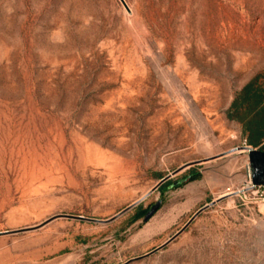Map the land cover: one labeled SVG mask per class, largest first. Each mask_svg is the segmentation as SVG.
Wrapping results in <instances>:
<instances>
[{"label": "rangeland", "instance_id": "obj_1", "mask_svg": "<svg viewBox=\"0 0 264 264\" xmlns=\"http://www.w3.org/2000/svg\"><path fill=\"white\" fill-rule=\"evenodd\" d=\"M125 1L0 0V230L24 228L0 264H125L228 189L126 264H264L227 113L264 73V0ZM197 160L112 221L53 218H109Z\"/></svg>", "mask_w": 264, "mask_h": 264}, {"label": "water", "instance_id": "obj_2", "mask_svg": "<svg viewBox=\"0 0 264 264\" xmlns=\"http://www.w3.org/2000/svg\"><path fill=\"white\" fill-rule=\"evenodd\" d=\"M123 3L126 4L125 0H122ZM238 149H244L249 157V162H250V173H251V178L254 184H264V149H260L258 147H255L252 144H243L239 146H235L232 151H237ZM199 162V160L194 161V162H188L172 172L164 175L161 177L158 182L150 189L148 190L143 196H141L139 199L134 201L133 203L127 205L123 209H121L119 212L114 214L113 216L109 218H95V217H89L85 216L82 214H71V213H60L57 214L55 217H66V218H75V219H85V220H91V221H98V222H109L120 216L121 214L125 213L126 211L130 210L134 206L138 205L141 203L145 198H147L152 192H154L157 188H159L163 183L171 179L174 175L185 169L186 167L193 165L195 163ZM182 180H177L173 182V184H179ZM229 197L228 194L218 196L217 198L211 200L210 202L204 204L200 208L197 209V211L191 216V218L186 222V224L179 229L174 235H172L170 238H168L165 242H163L161 245L155 247L154 249L146 252L145 254L133 257L129 259L126 263H129L133 260L143 258L145 256H148L159 249L165 247L167 244L172 242L176 237H178L189 225L190 223L205 209L209 208L212 205H215L217 202L224 200L225 198ZM163 200L162 199H157L153 204L150 205L148 210L136 220V226L140 227L142 224L146 223L156 212L157 210L161 207ZM51 218V219H53ZM24 228L20 229H13V230H0V235L2 234H7V233H14L18 231H22Z\"/></svg>", "mask_w": 264, "mask_h": 264}, {"label": "trees", "instance_id": "obj_3", "mask_svg": "<svg viewBox=\"0 0 264 264\" xmlns=\"http://www.w3.org/2000/svg\"><path fill=\"white\" fill-rule=\"evenodd\" d=\"M227 113L242 123L249 144L258 146L264 142V73L254 76L236 93Z\"/></svg>", "mask_w": 264, "mask_h": 264}, {"label": "built area", "instance_id": "obj_4", "mask_svg": "<svg viewBox=\"0 0 264 264\" xmlns=\"http://www.w3.org/2000/svg\"><path fill=\"white\" fill-rule=\"evenodd\" d=\"M262 186H264V184H254L250 174L249 179L246 181V184L243 187V190H245L248 197V199H245L250 201H258L259 199H261L258 197V193Z\"/></svg>", "mask_w": 264, "mask_h": 264}, {"label": "bare ground", "instance_id": "obj_5", "mask_svg": "<svg viewBox=\"0 0 264 264\" xmlns=\"http://www.w3.org/2000/svg\"><path fill=\"white\" fill-rule=\"evenodd\" d=\"M238 153H245L247 155V152L244 150V149H238L237 150ZM247 157V156H246ZM247 161V160H246ZM232 192H234L232 189H228L226 190L223 194H228L229 196L232 194ZM236 192L239 194V195H242V196H245L246 192L245 190H243V188H240L238 190H236Z\"/></svg>", "mask_w": 264, "mask_h": 264}]
</instances>
